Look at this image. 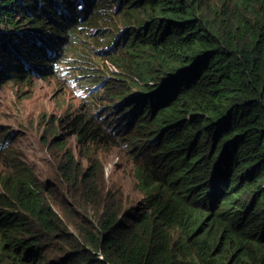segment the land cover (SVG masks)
<instances>
[{"label": "trees", "instance_id": "trees-1", "mask_svg": "<svg viewBox=\"0 0 264 264\" xmlns=\"http://www.w3.org/2000/svg\"><path fill=\"white\" fill-rule=\"evenodd\" d=\"M80 1L0 0V82L68 62L89 108L41 122L46 152L95 202L90 151L124 145L144 196L127 219L107 204L96 230L74 224L78 238L16 161L0 176V264H264V0H117L130 23L100 48L79 24L98 0Z\"/></svg>", "mask_w": 264, "mask_h": 264}, {"label": "rangeland", "instance_id": "rangeland-1", "mask_svg": "<svg viewBox=\"0 0 264 264\" xmlns=\"http://www.w3.org/2000/svg\"><path fill=\"white\" fill-rule=\"evenodd\" d=\"M123 9L118 6L117 0L94 1L89 11L93 15L90 22H85L86 19L79 21V24L87 25L81 30L96 27L99 48L111 44L113 39L119 43L121 30L130 23V15ZM19 47L23 50L27 48L25 45ZM10 51L19 60L23 58L16 47L10 48ZM104 64L109 65V62L104 61ZM60 67L66 71L64 75L56 74ZM44 70L43 75L32 76L29 81L22 83L16 84L10 80L0 82V176L19 169L20 165H16L11 159V155L17 152L13 154L16 160L31 166L34 175L48 184V200L79 238L74 224L96 230L103 206L113 204L117 206L119 216L125 217L123 214L126 211L141 205L144 195L137 186L131 153L118 145L98 147L90 151V157H96L98 162L97 201L83 200L80 195L81 186L66 183L65 172L58 166L63 152L56 151L54 155L50 148L44 155L51 128L49 123L41 122L53 120L58 124L59 118L76 109L81 103L84 108H89L87 97L84 99V96L75 95L78 93V84L83 86L86 77L79 75L76 85L68 81L75 73L68 66V62L51 64ZM58 128L67 136L60 125ZM66 147L72 150L74 158L85 170L90 160L85 155L78 154L73 135H68ZM66 249L49 250L46 258L56 260V257H62Z\"/></svg>", "mask_w": 264, "mask_h": 264}, {"label": "clouds", "instance_id": "clouds-1", "mask_svg": "<svg viewBox=\"0 0 264 264\" xmlns=\"http://www.w3.org/2000/svg\"><path fill=\"white\" fill-rule=\"evenodd\" d=\"M80 2L83 4L84 1L81 0ZM59 5H60V8L63 7L61 4H59ZM81 7H82V5L80 6V8H81ZM63 8H64V7H63ZM63 8H62V9H63ZM80 8H79V9H80ZM64 11H65V10H64ZM64 11H62V12H64ZM23 59H25V58H22V62L25 61V60H23ZM59 63H62V62H59ZM59 63H58V64H59ZM55 65H57V64H55ZM65 73H66V71L64 70V68H63V67H60V70H59V73H58V74H61V75L63 74V75H64ZM42 75H43V74H42ZM56 76H57V75H56ZM71 77H72V78H69V79H67V80L70 81V82H72L73 85L78 84L77 78L74 77V76H71ZM75 78H76V79H75ZM75 81H76L77 83H76ZM77 92H78L77 94L75 93L76 96H84V97H83L84 99H85L86 97L88 98L85 89L80 88V87H79V84H78V87H77ZM87 98H86V99H87ZM119 146H120V145H119ZM121 147H124V145H121ZM125 148H126V147H125ZM12 152H13V151H12ZM15 153H17V152H15ZM45 153L47 154V152H45ZM13 154H14V153H13ZM13 154H12V155H13ZM12 155H11V156H12ZM11 159H13V160L15 161V163H16V161H17L16 158H11ZM18 162H19L20 164H23V163L20 162V161H18ZM16 165H19V164L16 163ZM24 165H28V164H24ZM28 166H29V165H28ZM19 167H20V166H19ZM30 167H31V166H30Z\"/></svg>", "mask_w": 264, "mask_h": 264}, {"label": "bare ground", "instance_id": "bare-ground-1", "mask_svg": "<svg viewBox=\"0 0 264 264\" xmlns=\"http://www.w3.org/2000/svg\"><path fill=\"white\" fill-rule=\"evenodd\" d=\"M80 85V84H79ZM80 86H82V85H80ZM82 89H83V87H82Z\"/></svg>", "mask_w": 264, "mask_h": 264}]
</instances>
